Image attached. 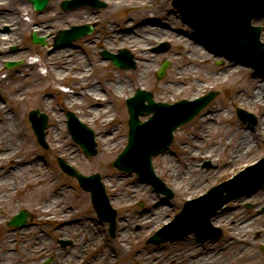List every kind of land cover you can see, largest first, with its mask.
Returning <instances> with one entry per match:
<instances>
[{
  "label": "rangeland",
  "instance_id": "rangeland-1",
  "mask_svg": "<svg viewBox=\"0 0 264 264\" xmlns=\"http://www.w3.org/2000/svg\"><path fill=\"white\" fill-rule=\"evenodd\" d=\"M58 1L61 2L62 0H49L47 6L41 11L30 9L28 5L25 10L26 13H31L30 17H32L33 25H38L41 22L51 24L53 22L52 17L54 14L57 16L56 20L66 19V16L69 17L71 24L90 22L93 20H97L99 22L94 32L81 39L72 41L74 46L72 47L70 54L71 59L76 61L80 70H85L86 72L89 70L92 80H94L96 84H101V93L103 95H105V92L107 93L105 102L108 106H111L112 104V107L107 110V113L109 115H113L115 118L112 123L114 125L112 126V124H108V127H115L117 129V134L112 140L103 142L99 133L100 130L105 127L101 124L100 119L106 114V112H102L97 117L91 115V113L94 112L92 110H95V112L98 111L97 106H92V104L96 102L88 96H82L78 91L79 89H75L76 93L73 95V98L78 101V104L71 107L66 105L64 102L66 96L60 90L59 85H56V87L49 85L52 81L49 66H39L32 69L31 66L25 67L24 60L23 64L16 67V69L19 70L18 73H16V69H9L5 72V74L0 75V100L2 99L6 102L7 110L11 115L14 114V116L18 119V122H20L19 126H22L23 128L21 133L26 134L28 139L27 143L16 153L17 155H21L22 159L27 162L26 169L19 174L13 173L11 178L6 182V185L0 183V249L4 244L3 241L9 234L12 235V239L15 240L16 243L12 246V248L16 249L14 253L12 252L9 256L0 255V259L7 258L5 264H19V262H21L20 264H39L37 259L35 260V256H28V254H25V251L24 256H22L23 251L18 252L20 250L19 247H21L20 245L22 244L21 242L25 240L26 242L28 241V244H30L33 237H35L36 234L38 235V232L42 231L44 238L48 241L45 248L51 251L55 246V242H53L52 237L56 235L52 234L51 237L48 236L47 238L46 233H49L52 230H54L52 233L55 234L64 232L62 231L65 227L63 221L66 220L71 222L72 217L77 219L81 218L80 222H83V224L86 222L85 225L93 223L95 226V233H98V238H101V241H104L102 244L103 246L108 242L111 243L109 246H112L113 244L117 245L119 243V236L116 235L112 238L106 231L108 224L103 221H98L97 217H95L93 208L91 207L89 200H87L88 192L79 188L75 178L65 174L59 168L57 164V157H62L86 175L93 172H99L102 175L106 190L111 197V202L118 210L117 233L121 232L122 227H125L122 232H125L127 229H130L133 232V235H130V237L126 239V245L128 246L127 251L124 252L122 260L118 261L116 264H120L121 261H124L123 264H143L142 262H146L148 257L150 259L156 258V262L159 264H175L176 260H171L172 258L174 259L179 255L183 258L189 257L187 250L190 249L191 245L194 243L192 234L186 236L180 241H167L158 246L147 245L144 241V239H146L159 226L170 221L181 209V206L186 199L181 195L182 188L178 187V189H176L175 184H172L169 179L172 177V174L169 171V159L171 158L173 161H177L176 159L182 160L183 151H185L184 157L191 165L197 162L200 166H202L204 162H209L212 165L211 167H203V170L207 171V173L223 168L225 166L223 162L224 152H217L216 159L214 160H210L207 156H192L186 154L187 151L193 149L188 142L190 138L197 134L198 129H204L205 126H211L214 121H219L221 115L215 117L210 115L211 118L208 123H201L202 119L209 118V116H203V114L208 111H212L215 108L221 109L222 112L229 113L233 117V126L235 127V123H240L242 121L236 115V108H243L256 117V124H254L252 128L256 127L259 118L258 116L262 113V109L257 105H244V103L238 101V98L234 97L235 90H240L243 94L247 87L251 86L249 83L250 78H245L243 75L238 74L230 75L228 78L220 77L218 80H215L213 78L214 71L216 72L219 70L228 60L231 59L228 58V55H219L218 52H212L210 59L206 62H201L197 59L195 60L199 62L196 67V71L203 74V79L205 80L204 83H200V87H198L197 90L194 91V89H196V84L199 83L198 79L194 77L197 73H193V80L191 82L183 85V87H179L178 90L173 92L171 95L163 96L161 95V91L167 77L169 76L170 70L174 68L176 64L181 62V57L176 52L178 41L173 38H169L150 44L149 48L152 50L161 42L167 41L169 43V49L166 51L156 52L152 50L154 56L151 59L147 70L143 72L142 81L144 83V88L153 93L155 100L173 102L180 98H194L205 93L209 89H217L220 93L197 116L189 122L180 125L176 129L174 133V140L166 151L159 153L152 158L156 173L161 177L166 185L172 189L173 197L167 199L164 194L156 192L152 186L144 182L148 187L147 190L143 193H139L138 197L135 198L134 196L136 194L131 195L128 188L124 187L130 186L128 183L131 180H138L136 174L121 172L120 170L111 167L109 162L117 155L126 142L127 111L125 108V99L126 97L132 95L136 88L141 84V82L136 79L139 75L138 69L140 63H138V59L133 50L130 47H126L136 59V65L134 68H117L113 66L110 60L107 61L108 63L106 68H99L96 64L97 60H106L100 54L102 50H105L102 46L103 40H105L106 36L111 34V30L113 28L122 29L123 21L127 18L129 19V17L136 20L133 22L134 24L145 21L151 17V15L152 18H160L161 16L167 15V13L174 16L173 20L180 30L189 31L194 34L196 32L188 23L182 20L179 12L172 6L171 0H104L106 2L105 7L93 8L91 6H80L67 10H62L61 7H59ZM120 3H125V6H117ZM17 8L18 10H21L19 7ZM154 13L155 16H153ZM69 18L67 20H69ZM88 18L89 21L86 20ZM252 23L264 26V18L254 20ZM262 39L264 41V37H262ZM52 43L53 38H48L46 36L45 45L34 44L29 51H35V55L38 58L40 57L45 60L48 50L57 49L52 47ZM206 44L208 45L207 41L205 45ZM122 47L125 46L115 44L106 50L115 53ZM20 57L23 58L22 56ZM163 58H166L169 61V66L166 74L162 78L156 79L154 72ZM83 63L88 65L84 67L82 65ZM241 64L245 65L248 69H256L253 66H249L244 63ZM58 65H61V62L52 64L53 67ZM41 73L47 76L42 78ZM113 80L126 82L123 90L120 91L121 95L119 98H114L113 93L107 88H111ZM107 83H109V86H106ZM131 84L134 86L132 90H130ZM17 85L24 87V92L20 93L24 99L19 102L15 100L14 93V87ZM188 88H191L194 93L191 94L188 92ZM105 102L103 101L101 103V107ZM30 109H38L40 112H44L48 116V123L45 130V140L48 143L47 148H43L38 143L37 138L29 125L27 114ZM66 110L74 111L83 122L93 128L95 132V140L97 142V153L94 156H85L80 146L72 140L66 128ZM148 116L149 114H143L140 118L141 120H145ZM1 118H3V116L0 113V119ZM215 127L216 125L212 126L213 129H215ZM259 145L262 148V153L260 156H257L253 162H256L260 157L264 156V139L260 141ZM183 146L186 147L185 150L182 148ZM202 150L203 148L201 147L197 151L200 152ZM214 154H216V152H214ZM162 155H166L167 159L162 158ZM8 160L9 159L1 160L2 163H0V167L8 168L11 165L8 163ZM34 163H40L44 167H47L48 172L46 173V176L55 181L53 191L58 190L60 194V198L56 204L61 202L63 203L60 210L56 207H53L50 210V212L54 214V218L51 220L38 217L40 214L38 207L44 204L49 197L44 196L43 198H32L30 195L31 186L27 185L28 182L30 183L32 181V177L38 174L39 176L41 175L38 172L31 174L30 170ZM247 163L250 164L252 161L240 163L225 173H219L215 178V181L207 188L217 184L224 178L234 175L245 165H248ZM178 172V175H186L185 181L181 184L182 186L183 184H186L187 179L195 176L194 172H189L188 170L180 169ZM1 174L2 171H0V175ZM118 175L124 176L122 184L120 185H116ZM263 186L264 185L258 187L257 191L254 190L253 192H250L253 193L254 196H252L249 201H252V203L264 202ZM207 188L203 192H205ZM203 192H198L192 197H196ZM152 198H154V201ZM161 199L168 200V203L163 204V206L167 207L166 213L163 216L166 220L158 227H155L154 230L148 232L146 229L147 226H145L147 224L142 222V219L150 214V212H148L149 209H152L153 205H155V203L158 204V201H161ZM243 202H240L238 198L235 201H230L224 205V207L226 206L227 213L231 215L230 220L226 222L220 221V224L213 222V224H217L223 228V235L218 239L203 240L202 245L205 251L204 254L212 249L210 247L216 246L223 256H227L236 244L243 243L248 249L244 254V261H242V264H264V250L261 251L258 245H264V226H262V223L264 224V215L260 214L261 217L258 216V219H255L256 223H244L243 229L238 231L234 230V227L237 226V222L249 216L247 213L242 212H247L243 207ZM72 205L75 206L74 214L65 219L61 215V209L68 210L70 207L72 208ZM17 206L30 210L33 214L30 224H33L34 233H22L18 229L14 230L13 228L7 226L6 220L18 210L15 209ZM140 216H142L141 219L138 222H135V219H138ZM213 217L211 218V221ZM138 223L141 224V228L135 230L134 226ZM76 225L77 229H81L79 222H77ZM56 226L60 227L61 230L58 231L59 228ZM257 226L259 227L258 231L256 228ZM66 231L68 236H73L76 240L77 250L79 251L77 254L80 257L77 263L90 264L92 256L96 253L93 245L84 243L87 240V238L85 239V236L82 238L79 236L78 238L77 235L72 233L69 229H66ZM255 234L257 235L255 236ZM109 246H105V250L112 252ZM1 251L2 250H0V254ZM136 256H138V258ZM73 263L75 264L74 260Z\"/></svg>",
  "mask_w": 264,
  "mask_h": 264
},
{
  "label": "bare ground",
  "instance_id": "bare-ground-1",
  "mask_svg": "<svg viewBox=\"0 0 264 264\" xmlns=\"http://www.w3.org/2000/svg\"><path fill=\"white\" fill-rule=\"evenodd\" d=\"M59 7L60 2L58 1ZM117 6L124 7L125 3H120ZM63 10V9H62ZM67 12V11H66ZM65 16V15H64ZM155 16V13L153 14ZM56 14H54L53 22L51 24H46L45 22H41L38 25L34 26V31L38 36L54 38L55 32L59 29L69 28L71 25V21L69 17H65L66 19L56 20ZM69 18V20H67ZM174 16L170 13L165 16H161L160 18H152L149 17L145 21L134 23L136 20L132 17L127 18L123 21V28L117 29L113 28L111 30V34L106 36L105 40H103V48L108 49L115 44H121L125 47H130L135 56L138 59V63H140L138 69L137 80L141 82L140 87H144L143 72L147 70L151 59L154 56L153 49L151 50L150 44L153 42H159L163 39L173 38L178 41L177 45V54L181 57V62L176 64L174 68L170 70L169 76L167 77L164 87L161 91V95L169 96L173 92L177 91L179 87H183V85L188 84L193 80V73H197L194 77L198 79L196 84V89L200 87V83H204L203 74H200L196 71V67L199 64L197 60L201 62H206L210 59L212 55V50L209 45H205L200 43L197 39L194 38V33L180 30L175 24L173 20ZM89 21V18L86 19ZM46 24V25H45ZM112 27V26H111ZM117 27V26H116ZM182 29V28H181ZM262 37H264V29L262 32ZM73 43H68L66 45L60 46L57 49H50L46 53V58L43 60L42 58H37V60H32L35 55V51H29L25 49L22 53H18L17 56H23L25 59V67L31 66L32 69L39 66H49V72L52 76V81L49 85L52 87H56V85H66L71 86L68 91H63L65 94L64 102L68 106H73L78 104V101L73 98V95L76 93L75 89H79L78 91L82 96H88L89 98L95 100L96 103L92 104L97 106L98 111L92 110L94 112L91 113L94 117H97L102 112H106V114L100 119L101 124L103 125L102 130H100V137L103 142L110 141L117 134V129L112 127L114 124V116L109 115L107 110L112 107L106 104V96L101 93V84H96L92 77H90V72L87 70H80L76 61L71 59V50L73 47ZM29 52V53H28ZM108 60H97L96 64L99 68H106ZM61 62V65L53 67V63ZM197 63V64H196ZM84 67L87 66L85 63L82 64ZM3 67L0 66V71ZM16 73L19 72L18 69L15 70ZM243 75L245 78L249 77V83L251 86L247 87L246 91L242 94L240 90H235L234 97L238 98V101L244 103V105H257L262 109V113L258 116L257 125L255 128H252V124L248 121H241L240 123H235L234 125L233 117L227 113L222 112L221 109L215 108L212 111H208L203 114V116H209L208 119H202L201 123H208L210 121V115L212 117L221 115L219 121H214L213 124L204 129H198L197 134L189 139V144L193 147L190 151H187L186 154L192 156H207L210 160L216 159L217 152H224V167L221 169L213 170L209 173L203 170V167L200 166L197 162L194 164H189L184 157L185 151H183L182 160L173 161L171 158L169 159V168L172 177L169 178L172 184H175L176 189L182 188L181 195L186 199L193 198L192 196L198 192H203L212 182L215 181L217 175L221 172L225 173L233 169L235 166L239 165L243 162L253 161L257 156L261 155L262 148L259 143L264 139V75L257 74L256 70L248 69L245 65L239 63L238 61L228 60L219 70L214 71L213 78L218 80L220 77L228 78L230 75ZM42 78H44L43 73H41ZM25 77V75H24ZM91 81V82H90ZM126 82L120 80H113L110 91L113 93L114 98H119L123 90ZM109 86V83L106 84ZM134 88L133 84L130 86V90ZM191 88H188V92L191 94L194 93ZM24 92V87L17 85L14 87L15 100L22 101L24 99L20 93ZM105 102L101 107V103ZM2 99L0 100V113L3 118L0 119V163L1 160H8V163L11 165L8 168L0 167V171L2 174L0 175V183L6 185L7 181L11 178L13 173L19 174L24 169H26L27 162L22 159L21 155H17L16 153L21 149L28 141L26 134H22L21 130L22 126H19L20 122L18 119L9 113L6 108V102ZM65 105V106H66ZM100 106V107H99ZM104 107V108H103ZM95 108V107H93ZM106 108V109H105ZM89 112V111H88ZM202 116V117H203ZM108 124H112V126L108 127ZM216 125L215 129L212 126ZM226 125V126H225ZM20 129V130H19ZM202 137V138H201ZM115 143V142H114ZM187 144V143H185ZM203 148L202 151H197L199 148ZM184 150L186 147H182ZM216 152V154H214ZM210 156V157H209ZM11 158V160H10ZM162 158H166V155H162ZM180 169L188 170L189 172H194L195 176L187 179L186 184L181 185L185 179L186 175L180 174L178 175V171ZM31 174L40 173L39 176L36 175L32 177V181L27 183V185L31 186L30 195L35 198H43L44 196L49 197L44 202V204L40 205L39 208V216L40 218L51 220L54 218V214L50 212L53 207H56L60 210L63 203L56 204L58 199L60 198V194L58 190L53 191L55 186V181L46 176L48 172L47 167L43 166L40 163H34L31 167ZM45 173V174H44ZM177 174V175H176ZM124 176L118 175L116 185L122 184ZM254 180L249 178L245 183H252ZM21 184V183H20ZM130 186H125L124 188H128L131 192V195H135L134 197H138L139 193H143L147 190V186L144 182L136 180H131L128 183ZM189 186V187H188ZM264 187V186H263ZM114 188V186H113ZM112 189V187H111ZM257 191V190H256ZM73 192V190H72ZM257 193V192H255ZM73 194V193H72ZM254 196L253 193L243 194L239 197V201H248L251 197ZM214 199H219L218 195L211 196ZM46 199V198H45ZM49 199V200H48ZM154 201V198H152ZM168 203L165 199H161L158 201V204L155 203L152 209L150 208L147 216L142 219V222L146 223L147 230L152 231L155 227H158L162 223L165 222L166 218L163 216L166 213V206L163 204ZM21 206H17L15 209L20 208ZM75 206L72 205L68 210L61 209V215L65 219L68 216L74 214ZM36 213V212H35ZM140 216L138 219H135V222H138L141 219ZM231 215L227 213L225 208H222L218 211V213L213 217L214 223L226 222L230 220ZM61 218V217H60ZM66 221V220H65ZM239 221V220H238ZM245 222L247 220H240L237 222V226L234 227L235 231L241 230L244 228ZM250 222V221H249ZM86 222L81 223V229H77L76 219L72 217V221L69 225L65 224L64 229L73 230L74 232H79V236L82 238L85 236L84 243L92 244L95 248V254L91 258L90 264H116L118 261L122 260L124 256V252L127 251L128 246L126 245V239L133 235V232L130 229H127L125 232H122L125 227H122L120 233L117 234L119 236V243L117 245L113 244L109 246L111 243L107 245H102L103 240L99 239L97 236L98 233H95V226L92 224H86ZM248 224V223H247ZM16 229V228H15ZM14 229V230H15ZM22 233L24 232H32L34 233L33 226L30 227H22L17 228ZM16 229V230H17ZM65 235V234H64ZM96 235V236H95ZM62 234H59V237H62ZM46 238H44L42 232H38L35 237H33L32 242L28 244V241H22L21 247H19V251L26 252L28 256L36 257L41 255V258L44 257L46 249L44 245L46 243ZM198 241V240H197ZM1 254L0 255H10L12 252L16 250L12 248L15 243V240L12 239V235L9 234L5 240L3 241ZM26 243V244H25ZM105 246H109L112 252L105 250ZM234 247V246H233ZM232 247V248H233ZM236 247V248H235ZM232 251L227 255L223 256L216 246L210 247L212 248L210 251H207L204 254V248L202 247V241H198L197 244L193 243L191 248L188 249L189 257L183 258L182 256L175 257L172 260H176L175 264H242L244 261V254L247 251V246L243 243L236 244ZM97 248V249H96ZM21 256V257H22ZM26 257V256H25ZM138 258V256H136ZM7 258H5V261ZM124 261L120 262L123 264ZM143 264H159L156 262V258L150 259L147 258L146 262H142ZM2 264V263H0ZM20 264V263H19Z\"/></svg>",
  "mask_w": 264,
  "mask_h": 264
},
{
  "label": "water",
  "instance_id": "water-1",
  "mask_svg": "<svg viewBox=\"0 0 264 264\" xmlns=\"http://www.w3.org/2000/svg\"><path fill=\"white\" fill-rule=\"evenodd\" d=\"M31 1L35 9L41 10L47 4L48 0ZM172 3L182 15L183 20L188 22L199 35L204 36L210 42H208V45L213 52H216L214 49L215 46L221 51L230 52L236 57H243L248 63L264 69V42L260 41V39L263 41L262 37H260L261 26L262 32L264 26H253L251 24L253 18L264 17V0H172ZM82 4H90L93 6L104 5V3L99 0H63L61 3L63 8H72ZM91 30L92 27L89 25L72 26L70 29L60 30L55 37L53 45L60 46ZM197 33L194 34V38L200 40L202 44H205L206 39L199 36ZM33 40L42 41L41 38H37L35 34ZM167 47L168 44L164 43L163 46L161 45L157 50H164ZM104 55L110 57L117 66L128 67L134 65L132 57L126 50H120L118 54L104 52ZM228 58L243 63L242 60L233 58L231 55H228ZM167 64L165 60L162 62L160 69L156 72L158 78L165 73ZM256 72L257 74L264 75V71L262 70L257 69ZM216 94V91H211L193 102L180 100L170 105L166 103H154L150 92L137 90V93L133 97L127 99V110L129 113L127 120L128 142L111 165L128 172L136 171L141 178L150 180V177L152 178L151 156L168 146L171 140L172 130L178 126V123L190 119L202 109L203 106L210 102ZM145 99L148 100L147 104L144 103ZM151 111H153L152 118L144 123L140 122L138 115L143 112ZM35 114L36 111L30 113L33 129L40 143L46 146L47 144L44 141V128L46 126L47 117L45 114H41L39 118H36ZM238 115L242 118H247L250 114L242 109H238ZM67 122L73 139L77 141L87 153H95L96 142L94 141L93 131L84 123H81L71 112H68ZM60 165L65 171L75 175L83 188L91 191L95 208L101 217L110 221L111 232H113L114 216L116 212L111 209L107 202V197L104 192L103 184L100 182L99 174L83 176L72 167L66 165L63 160H60ZM151 181L158 191L165 192L168 197L172 196L170 190L165 187L157 177L153 175ZM263 182L264 176L255 184L243 190L237 192L229 191L224 196L219 195L220 198L217 199V202L205 207L203 214L194 217L193 221L189 222V228L184 232L178 235H158L157 232L149 241L158 243L164 239L179 237L192 230L201 237H207L209 235L217 236L218 230L210 225L209 217L222 203L240 195L244 190H251L257 187ZM186 207L187 204L185 208ZM191 209L192 206L187 207L188 212ZM26 215L25 212H20L16 214L9 223L13 225H23ZM201 226L210 228L211 230L213 229L215 233H203L199 230Z\"/></svg>",
  "mask_w": 264,
  "mask_h": 264
},
{
  "label": "flooded vegetation",
  "instance_id": "flooded-vegetation-1",
  "mask_svg": "<svg viewBox=\"0 0 264 264\" xmlns=\"http://www.w3.org/2000/svg\"><path fill=\"white\" fill-rule=\"evenodd\" d=\"M26 5L32 8L30 0H0V66L5 69L16 67L15 65L8 67V62L21 64L23 59L17 54L33 45L32 18L31 13H26ZM255 211L253 216H256L260 209L255 208ZM63 241L64 238H56L54 249L58 252V256L50 255L51 261L56 260L57 257L56 264H70L67 261L69 257L78 264L79 255L70 252V248L73 247L72 240L68 239L66 244Z\"/></svg>",
  "mask_w": 264,
  "mask_h": 264
}]
</instances>
